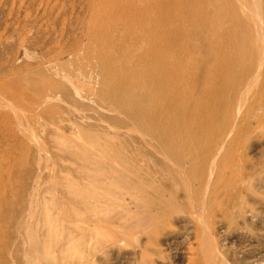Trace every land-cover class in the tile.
I'll use <instances>...</instances> for the list:
<instances>
[{"label": "rangeland", "instance_id": "obj_1", "mask_svg": "<svg viewBox=\"0 0 264 264\" xmlns=\"http://www.w3.org/2000/svg\"><path fill=\"white\" fill-rule=\"evenodd\" d=\"M252 1L0 0V264H193L188 256L200 251L208 231L223 253L216 264H264V0L260 21L248 10ZM106 56L119 68L102 64ZM220 63L219 77L185 80L205 87L193 97L214 128L197 132L200 119L183 120L180 101L174 105L181 108L155 114L160 83L175 65ZM114 76L127 81L125 99L98 93L112 89ZM161 134L194 144L184 148L198 159L189 196L172 188L160 165L151 144ZM212 134L233 151L215 164L204 149ZM212 164L235 194L205 187ZM243 177L253 180L246 189ZM154 181L172 183L158 194L161 207ZM126 182L139 186L142 201L124 194ZM109 188L137 221L148 213H136L139 204L154 211L155 222L122 235ZM92 193L103 199L96 203Z\"/></svg>", "mask_w": 264, "mask_h": 264}, {"label": "bare ground", "instance_id": "obj_2", "mask_svg": "<svg viewBox=\"0 0 264 264\" xmlns=\"http://www.w3.org/2000/svg\"><path fill=\"white\" fill-rule=\"evenodd\" d=\"M258 2H259L258 0H253L251 6L249 5V7H248V10H250L251 14L254 16L256 21H257V19L260 21L259 4H258ZM245 3L242 4L244 7H246L248 5V4L246 5ZM119 12H120V10H119ZM259 21H258V23H259ZM258 28L260 30L259 31L260 32V37L264 38V31H263L264 28H262V27L260 28V26ZM120 47H121L120 45L119 46L117 45V49H120V52H121L122 48H120ZM262 50L264 51V48ZM261 57L263 58V55ZM216 59L213 58L211 60L210 64L214 63L216 61ZM204 60H207V59L205 58ZM262 60H264V58ZM262 60H260V61H262ZM100 63H101V61H100ZM103 63H105L106 66L110 67L111 69L113 67L116 68V69L119 68L117 62H114V61L110 60L107 56L102 59V64ZM223 63H224V61H223ZM98 64H99V62H98ZM207 64H209V63H207ZM99 65H101V64H99ZM176 68H177V66L175 65L174 66V73L171 72L169 78L168 77L164 78V82L160 83V87H159L160 90L158 89L157 94L154 93V94H156V96H160V95L162 96V98L160 97L161 100L157 103V113H155V114L157 116L160 115L162 113V110H163L162 108H164V107L166 108L167 111L171 109V112L174 111V109L172 110V108H175V109L177 107L181 108L180 105H178L177 107H176V105H174L176 103H179V101H180V103H182L183 111H179V113L183 112V117H184L183 120H185L187 117H189V118L190 117H194V118H197L198 120L200 119V121L198 123L199 124L198 127H200V128H198L196 126L197 127V132H200L199 130L204 129L207 125H208V127L210 129L214 128V119L212 117H210V119L212 118L211 121H207L206 117H201L203 113H201V110L199 109V106L196 103L197 99L195 100V98H194L195 96L193 97V91L196 92V93H198V91L205 93L206 92L205 87L204 88H202V87L199 88L198 85L195 83V81H194V84H191L192 86L186 85L185 84V80L186 79L187 80L191 79V82H192V80H194L196 78H199V77H202V76L207 77L208 73L211 74L210 76H212L214 74V75H217L219 77L220 74H221V63L215 69H209V66H207V65L203 66V67H200V68H191V67L190 68H185V67L181 68V66H180L179 70H175ZM137 70H138V68H137ZM110 81L112 83V89L110 91L108 90L107 92H104L103 90L99 89L98 90L99 95L111 96V94L118 93L117 95L120 97L121 94H122V93H120L121 89L124 87V84L126 85L127 83H124L125 80L123 78H121V76H120V78H117V77L115 78V76H114V78H112V80H110ZM125 82H127V81H125ZM95 83H97V80H94L93 82L92 81L88 82L86 87H84L85 92L87 93L90 90H94ZM94 92H96V91H94ZM163 95H164V98H163ZM125 98H121V99H125ZM200 102H202V101H200ZM125 104H126V102H125ZM183 106H185V107H183ZM187 106L189 107L188 109H187ZM115 108L122 111V108L126 109L127 107L124 108V107L116 106ZM135 110H136V108H135ZM126 113H127V111H126ZM160 117L157 118L156 128L162 130L163 129V124H162L163 121H162V118H160ZM181 120H182V118H181ZM209 122H211V123H209ZM205 124H206V126H205ZM192 129H191V127L190 128L188 127V131L186 130V133H191ZM216 135L217 134H212L211 138L209 140L210 144H205V147H204L205 153L207 155L209 154V155L212 156L214 164H215L216 158L218 156H220L222 153H224L226 156L227 155L229 156L231 153H233L232 150H227L225 148L226 144H224V141H225L224 140V136L223 135L222 136L221 135L216 136ZM173 137L174 136H172L171 139H169L168 136H165V135L161 134V136H159L156 139V144H151V145L153 146L154 151L157 152V154H158V159L160 160V165H161L162 169L163 168L166 169L165 174H168L167 178H169V180H171L172 183H173V185H172L173 187L172 186L171 187L176 189V190L179 189V188H184V190L186 191L185 193L189 196V193H191L190 191L193 190V182L195 181V178H196V176L194 174L195 171H194V168H193V164L195 162H198V159L195 158V157L194 158L190 157V156H188V154H185V152H184L185 149L184 148L189 146V145L193 146V148H194V144H187L186 143L187 141L184 142L185 144H175V139L176 138L175 137L173 138ZM214 164H212V166L209 167V170L205 173L207 175L204 178L205 187H209L210 186L209 189H211V191L213 192V194L215 193V195L224 194L226 191L228 193H230L231 195L235 194L236 190L233 187V185L229 184L228 181L226 182L224 180V178L226 177L224 172L221 169H219V167L217 165L215 166ZM162 169H160V170H162ZM201 172L204 173L203 170ZM127 173H128V170L126 172H124V173L123 172L122 173L119 172V176L121 178H125ZM156 180L158 182H160V180H158V179H156ZM152 183L153 182H151V185H153ZM172 183H169V184H172ZM90 184L93 185L92 183H90ZM169 184L166 182L165 183L166 187H164L163 184H159V183L157 184V186L156 185L154 186L155 187V191L157 190L156 192H154L157 195L156 200H154V197H153V201H155V203H157L156 206H160L161 207L162 205H164V201L162 200V197H160L158 194L161 193V191H163L165 189L167 190V187H168ZM144 185H146V184H144ZM123 186L126 189L124 194H128L129 197L126 195L128 198L132 199V198H134V196L137 197V195H138L137 198H138V200H140L139 199L140 196H139V193H138L139 186L137 188H133V187L129 186V184L127 182L125 184H123ZM108 192L109 193L110 192L111 193H117V190L116 189L113 190V188H109ZM111 193L108 194L107 203H109V205L112 206L111 208L113 210L112 211L113 214H112V212L111 213L109 212V213L112 214V217H113V215L115 216L116 214H119V213L121 214L122 217L120 218V221H122V223L124 225V232H123L122 235L125 236V235L131 234L132 232L134 233V231H136L137 227L143 225L144 222L145 223H149V224H153L155 222V220L153 219L154 215H152L154 211L151 210L150 208H147L146 205L144 207H142V208L138 207L139 204L136 206L137 207V212L136 213H138V211H139V213H142L143 211H147L148 212L147 214L139 217V218H141V221H137V218L135 216L136 214H134V212L131 209V207L128 204H123V202H122L123 199L121 200L119 198V196H118V198H115ZM99 194L100 193H92V195H91L93 197V199L96 200V203H97V201H100V200L103 199L102 196L99 195ZM121 194H119V195H121ZM124 194H123V196L121 195L123 198H125ZM205 196H207V194ZM124 201H126V200H124ZM140 201H142V200H140ZM139 203H141L142 205L144 204L143 202H139ZM116 204L118 206H120V208L119 207L118 208L115 207ZM108 217H110V215H108ZM105 218H106V216H105ZM108 220H109V218H108ZM201 224H199V225L201 226ZM204 228H206V227L204 226ZM209 232L210 231L206 232L205 236L201 234L204 237V238L202 237L203 240L201 242V249L199 248L200 251L197 254H195V256H190V257L188 256L189 263L192 262L193 264H198L199 261H201L200 260L202 258L201 256H203L205 258V264H216L217 259L219 258L218 255H223V253L219 250L218 246L214 243L213 237H212V235L209 234ZM198 233H197V235H198ZM122 235H120V236H122ZM196 237H198V236H196ZM69 239H70V235L67 237V240H69ZM56 248H59V246L56 247ZM199 253L202 254V255H200ZM66 259L67 258H65V260L64 259L61 260V264H64Z\"/></svg>", "mask_w": 264, "mask_h": 264}, {"label": "clouds", "instance_id": "obj_3", "mask_svg": "<svg viewBox=\"0 0 264 264\" xmlns=\"http://www.w3.org/2000/svg\"><path fill=\"white\" fill-rule=\"evenodd\" d=\"M251 182V184L253 183V180L252 178H248V179H245L244 177L242 178L241 180V184L242 186L246 189L248 184ZM182 214V213H181ZM200 216L202 218V226L203 225H207L208 224V219H209V211L207 209V207L201 209L200 211Z\"/></svg>", "mask_w": 264, "mask_h": 264}]
</instances>
